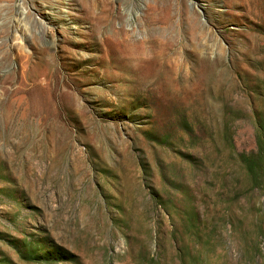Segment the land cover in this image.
I'll use <instances>...</instances> for the list:
<instances>
[{"label": "rangeland", "instance_id": "obj_1", "mask_svg": "<svg viewBox=\"0 0 264 264\" xmlns=\"http://www.w3.org/2000/svg\"><path fill=\"white\" fill-rule=\"evenodd\" d=\"M0 264H264V0H0Z\"/></svg>", "mask_w": 264, "mask_h": 264}]
</instances>
